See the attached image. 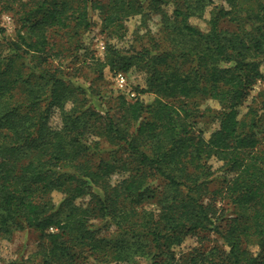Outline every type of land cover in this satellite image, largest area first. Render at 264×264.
Listing matches in <instances>:
<instances>
[{
  "label": "trees",
  "instance_id": "16d2710c",
  "mask_svg": "<svg viewBox=\"0 0 264 264\" xmlns=\"http://www.w3.org/2000/svg\"><path fill=\"white\" fill-rule=\"evenodd\" d=\"M32 1L17 10L16 38L0 43V237L36 230L47 241L43 264H89L74 251L82 244L99 264H129L128 240L88 236L90 217L111 215L121 218L116 220L121 233H133L130 239L144 232L149 253L154 249L151 259L164 254L174 261L172 246L184 234L212 231L227 249L214 246L192 257V264H264V87L241 112L251 87L264 82V0H223L229 9L212 7L204 30L190 18L202 16L212 0ZM144 9L163 14L172 34L165 49L125 50L107 42L104 58L91 60L114 72L139 68L147 80L141 92L154 94L149 103L119 95L115 120L87 105V88L46 66L47 32L72 26L86 34L95 10L102 30L121 38L125 21ZM228 16L236 24L231 31L220 26ZM18 85L24 101L12 104ZM197 97L218 105L212 118L217 126L208 135L207 128L196 132L191 119V100ZM54 108L63 119L60 128L48 124ZM103 144L110 147L108 160ZM214 160L221 165L213 166ZM218 170L227 173L210 188ZM115 171L130 174L98 199L97 209L78 203L92 184L105 188ZM156 177L177 195L161 192L158 219L147 212L133 222L134 208L120 206V196L135 206ZM54 192L62 193L58 204ZM210 195L227 200L230 216L217 214L215 200L204 201ZM51 227L57 231L48 232Z\"/></svg>",
  "mask_w": 264,
  "mask_h": 264
},
{
  "label": "rangeland",
  "instance_id": "374dc122",
  "mask_svg": "<svg viewBox=\"0 0 264 264\" xmlns=\"http://www.w3.org/2000/svg\"><path fill=\"white\" fill-rule=\"evenodd\" d=\"M102 1L105 2L106 0ZM212 1L213 3L202 16L190 18V22L193 25L204 30L207 27L206 19L209 17L208 11L212 7L215 9L221 7L229 9V5L223 0ZM32 2V0H0V43L16 38V31L20 27L21 22L17 10H20V5L31 4ZM10 6L12 10L9 9ZM146 6L147 3H144V7ZM164 9L169 12V6H166ZM241 14L242 17L245 16L244 11ZM90 18L92 23L86 34L85 32L75 30L72 26L61 30L56 28L48 30L49 45L47 49L49 55L46 66L52 70L55 69L56 73L66 82H70L74 86L87 88L88 90L85 91L87 105L101 114H104L106 111L109 112L110 116L116 120L118 117L116 102L119 95H123L128 101H133L139 97L144 103H149L153 100L154 94L152 92H141L142 88L147 87V80L144 72L139 68L132 67L127 72L121 70L114 72L109 70L108 67L100 68L91 60L94 58L102 60L104 58L105 44L107 42L114 43L122 49H134V51L140 50L143 45H149L148 47H151L153 53L161 52L165 49L166 45L171 43L169 38H172V34H168L164 28L167 24L163 21V14L149 9H144L141 14L131 16L125 21V29L121 38L111 37L113 35L108 30H102L97 11L91 10ZM220 26L223 29L231 31L235 29L236 24L231 22L228 16L221 20ZM243 28L249 29V23L247 21L244 22ZM80 39L83 40L82 42H84L85 46L82 45ZM119 76L123 79V86L118 81ZM28 78L29 76L24 77V79ZM263 87L264 82L261 80H258L251 87L250 95L247 97L244 106L241 107L242 113L246 110L244 107L251 102L253 97H257V94ZM14 93L12 104L14 102L24 101V93L21 85H18ZM191 102V119L195 123L196 132L200 128H207L206 134L208 135L217 126V123L212 121L214 109L216 110L218 108L217 102L201 97L194 98ZM62 123L63 119L60 110L54 108L48 122L49 126L51 128H60ZM261 131L262 129L259 128L257 131L258 135H260ZM102 148H104V151H102L104 159L108 160L107 154L110 147L107 144H103ZM121 152L122 150H119V153ZM124 155L125 153H123ZM97 156L95 155V160H97ZM220 165V161H213V166L218 167ZM226 173L223 170H218L210 181L209 187L215 188L216 185L220 184ZM129 174V171H115L106 179L105 188L93 184L91 186L89 185L90 187L87 188V193L77 199L78 203L81 206H89L90 208L97 209L96 207H99L97 206L98 199H104L105 192L120 185L123 180L128 178ZM149 189V195L147 196L146 194L141 202L135 204V206L132 205L130 199H125L123 196L119 198L120 206L134 208L133 212L136 214H133V222L135 220H138V223L141 222V218L147 212L154 213V219H158L159 208L157 199L161 192L167 193L170 196L177 195L170 188H167L166 183L159 177L150 181ZM211 196L204 201L210 202L215 200L217 207H220L217 214L223 213L224 218L230 216L232 207L227 203V200ZM61 197L62 193H53V200L56 204H58ZM116 220L119 221L121 218L117 217L114 219L111 215L90 217L86 223L88 236H93L95 239L111 238L112 241L128 240L125 244L128 253L133 255L129 264H151L153 260L157 264H192L190 262L192 257L198 254L208 253L214 246L218 250L227 249L222 238L215 232L197 231L195 233L184 234L179 244L172 246L174 261L169 262L168 256L164 254H156L154 259H151V254L154 249L149 253V243L143 235L144 232H140L136 234V238L130 239V235L133 233H121L120 225H117ZM221 222L222 226H224V221ZM55 231H57L55 227L48 229V232ZM125 231L128 230L125 229ZM81 232L83 233L82 230ZM45 243L47 241L42 239L39 233L32 228L14 230L7 237H0V264H9L11 262H13L12 264H43L41 251L47 248ZM251 249L254 250V248ZM74 251L80 252L82 261L89 264H99V259L96 255L94 253L91 255V253L89 254L87 252V246L85 244H82ZM112 264H115V262ZM118 264L127 263L120 262Z\"/></svg>",
  "mask_w": 264,
  "mask_h": 264
},
{
  "label": "built area",
  "instance_id": "2783aa9c",
  "mask_svg": "<svg viewBox=\"0 0 264 264\" xmlns=\"http://www.w3.org/2000/svg\"><path fill=\"white\" fill-rule=\"evenodd\" d=\"M118 81L120 82V85L123 86V79L119 76Z\"/></svg>",
  "mask_w": 264,
  "mask_h": 264
}]
</instances>
